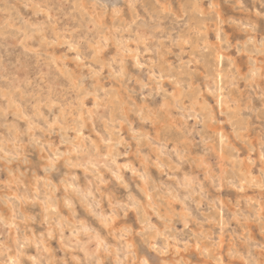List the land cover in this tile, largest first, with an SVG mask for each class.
<instances>
[{"label":"rangeland","instance_id":"374dc122","mask_svg":"<svg viewBox=\"0 0 264 264\" xmlns=\"http://www.w3.org/2000/svg\"><path fill=\"white\" fill-rule=\"evenodd\" d=\"M88 1L0 0V264H264V0Z\"/></svg>","mask_w":264,"mask_h":264},{"label":"bare ground","instance_id":"6f19581e","mask_svg":"<svg viewBox=\"0 0 264 264\" xmlns=\"http://www.w3.org/2000/svg\"><path fill=\"white\" fill-rule=\"evenodd\" d=\"M88 1V0H87ZM5 2V1H4ZM13 2V1H12ZM89 2V1H88ZM51 3V2H50ZM72 3V2H71ZM126 3H128V2H126ZM79 5V4H78ZM192 5V4H191ZM57 6V5H56ZM144 6H145V4H144ZM189 6V5H188ZM10 7V6H9ZM28 7V6H27ZM145 8V7H144ZM2 9V8H1ZM54 9V8H53ZM71 9V8H70ZM59 10V9H58ZM186 11V10H185ZM189 13V12H188ZM219 14V13H218ZM91 16V15H90ZM102 18V17H101ZM191 19V18H190ZM210 20V19H209ZM125 21H126V19H125ZM121 22V21H120ZM195 22V21H194ZM217 22V21H216ZM198 23V22H197ZM252 23V22H251ZM195 24V23H194ZM199 25V24H198ZM210 25V24H209ZM219 25V24H218ZM256 25V24H255ZM110 27V26H109ZM192 27V26H191ZM197 28V27H196ZM11 29V28H10ZM12 30V29H11ZM14 30V29H13ZM214 30V29H213ZM249 31V30H248ZM1 32V31H0ZM11 32V31H10ZM101 32V31H100ZM99 32V33H100ZM191 32V31H190ZM193 32V31H192ZM224 32V31H223ZM247 36V35H246ZM208 37V36H207ZM181 39V38H180ZM217 42V41H216ZM98 43V42H97ZM221 44V43H220ZM259 44V43H258ZM180 45V44H179ZM196 45V44H195ZM183 46V45H182ZM56 47V46H55ZM120 47V46H119ZM210 47V46H209ZM214 47V46H213ZM232 47V46H231ZM203 48V47H202ZM87 50V49H86ZM145 51V50H144ZM248 51V50H247ZM189 53V52H188ZM36 54V53H35ZM96 54V53H95ZM181 54V53H180ZM97 55V54H96ZM215 56V55H214ZM216 57V56H215ZM196 58V57H195ZM224 59H225V57H224ZM212 61V60H211ZM219 61V60H218ZM217 61V62H218ZM36 62V61H35ZM96 63V62H95ZM225 63H227V62H225ZM219 65V64H218ZM227 65V64H226ZM217 66V65H216ZM196 69V68H195ZM212 69V68H211ZM225 70V69H224ZM114 71V70H113ZM222 71V70H221ZM232 71V70H231ZM76 73V72H75ZM188 73V72H187ZM228 73V72H227ZM232 73H234V71L232 72ZM212 75V74H211ZM179 76V75H178ZM194 76V75H193ZM129 77V76H128ZM207 78V77H206ZM214 78V77H213ZM237 80V79H236ZM251 80V79H250ZM263 80V79H262ZM98 81V80H97ZM128 82H129V80H128ZM144 83V82H143ZM96 86V85H95ZM262 87V86H261ZM227 89V88H226ZM157 90V89H156ZM89 92H91V91H89ZM197 92V91H196ZM67 93V92H66ZM191 93V92H190ZM93 94V93H92ZM131 94V93H130ZM192 94V93H191ZM1 95V94H0ZM148 97V96H147ZM187 98V97H186ZM195 98V97H194ZM240 99V98H239ZM226 100V99H225ZM102 102V101H101ZM134 102V101H133ZM164 102V101H163ZM132 104V103H131ZM7 106V105H6ZM94 108V107H93ZM57 109V108H56ZM111 109V108H110ZM238 109V108H237ZM39 110V109H38ZM187 111V110H186ZM72 112V111H71ZM152 113V112H151ZM211 113V112H210ZM233 113V112H232ZM234 114V113H233ZM114 115V114H113ZM11 116V115H10ZM1 117V116H0ZM262 117V116H261ZM193 118V117H192ZM142 119V118H141ZM238 120V119H237ZM229 121V120H228ZM220 122V121H219ZM230 122H231V118H230ZM235 125V124H234ZM237 125V124H236ZM241 125V124H240ZM49 127V126H48ZM236 127V126H235ZM241 127V126H240ZM20 131V130H19ZM188 131V130H187ZM21 132V131H20ZM188 133V132H187ZM81 134V133H80ZM210 134V133H209ZM234 135V134H233ZM123 138V137H122ZM204 138V137H203ZM28 139V138H27ZM208 139V138H207ZM132 141V140H131ZM164 143V142H163ZM203 144V143H202ZM78 145V144H77ZM17 146V145H16ZM7 147V146H6ZM26 148V147H25ZM204 149V148H203ZM209 149V148H208ZM226 151V150H225ZM28 152V151H27ZM225 153V152H224ZM14 157V156H13ZM226 157V156H225ZM77 162V161H76ZM141 163H143V162H141ZM233 164V163H232ZM238 164V163H237ZM128 165V164H127ZM225 166V165H224ZM50 167V166H49ZM118 167V166H117ZM10 168V167H9ZM125 169V168H124ZM99 172V171H98ZM100 174V173H99ZM118 175H120V174H118ZM245 177V176H244ZM243 177V178H244ZM245 179V178H244ZM77 180V179H76ZM249 180V179H248ZM253 181V180H252ZM78 182V181H77ZM164 182V181H163ZM243 182V181H242ZM247 182V181H246ZM251 182V181H250ZM72 185V184H71ZM91 186V185H90ZM220 187V186H219ZM49 188V187H48ZM57 188V187H56ZM68 188V187H67ZM84 188H85V186H84ZM66 190V189H65ZM72 190V189H71ZM83 191V190H82ZM99 191V190H98ZM11 192V191H10ZM28 192V191H27ZM43 192V191H42ZM152 192V191H151ZM46 196V195H45ZM81 196H82V194H81ZM30 197V196H29ZM89 198V197H88ZM69 199V198H68ZM25 202V201H24ZM140 202V201H139ZM17 203V202H16ZM29 203V202H28ZM74 204V203H73ZM159 205V204H158ZM23 208V207H22ZM75 210V209H74ZM204 212V211H203ZM169 215V214H168ZM141 217V216H140ZM191 218V217H190ZM216 219V218H215ZM60 220V219H59ZM194 220V219H193ZM112 221V220H111ZM57 223V222H56ZM61 225V224H60ZM13 226V225H12ZM116 226V225H115ZM48 233V232H47ZM15 234V233H14ZM33 234V233H32ZM82 234V233H81ZM122 235V234H121ZM32 236V235H31ZM122 237V236H121ZM44 238V237H43ZM165 238V237H164ZM168 238V237H167ZM171 238V237H170ZM174 238V237H173ZM33 239V238H32ZM31 239V240H32ZM45 239V238H44ZM66 239V238H65ZM78 239V238H77ZM17 240V239H16ZM156 240V239H155ZM83 241V240H82ZM167 241H168V239H167ZM137 245V244H136ZM249 245V244H248ZM71 246V245H70ZM156 247V246H155ZM165 247V246H164ZM233 247V246H232ZM264 249V248H263ZM129 250V249H128ZM201 250V249H200ZM208 250V249H207ZM191 251V250H190ZM8 252V251H7ZM85 254V253H84ZM11 260H12V258H11Z\"/></svg>","mask_w":264,"mask_h":264}]
</instances>
